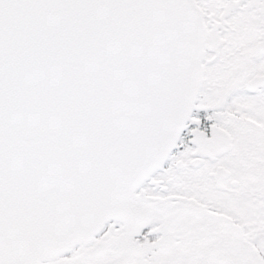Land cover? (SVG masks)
I'll return each instance as SVG.
<instances>
[{"label": "snow or ice", "instance_id": "snow-or-ice-1", "mask_svg": "<svg viewBox=\"0 0 264 264\" xmlns=\"http://www.w3.org/2000/svg\"><path fill=\"white\" fill-rule=\"evenodd\" d=\"M0 264H264V0H0Z\"/></svg>", "mask_w": 264, "mask_h": 264}]
</instances>
